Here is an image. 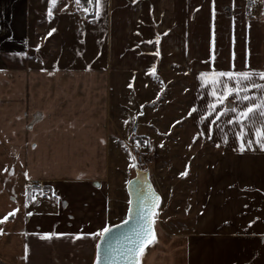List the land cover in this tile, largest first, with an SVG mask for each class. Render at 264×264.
<instances>
[{
  "label": "crops",
  "instance_id": "0c3cea01",
  "mask_svg": "<svg viewBox=\"0 0 264 264\" xmlns=\"http://www.w3.org/2000/svg\"><path fill=\"white\" fill-rule=\"evenodd\" d=\"M90 7L0 0V217L18 209L0 223V264H93L89 233L124 221L109 182L112 81L156 71L186 77L202 151L187 212L173 209L171 234L156 229L140 264H264V150L240 152L231 113H204L223 79L211 69L264 70V0H102L99 17Z\"/></svg>",
  "mask_w": 264,
  "mask_h": 264
},
{
  "label": "rangeland",
  "instance_id": "374dc122",
  "mask_svg": "<svg viewBox=\"0 0 264 264\" xmlns=\"http://www.w3.org/2000/svg\"><path fill=\"white\" fill-rule=\"evenodd\" d=\"M67 2L73 13H83L73 0ZM188 86L182 72L172 71L122 74L112 81L109 182L116 201L123 207L122 212L117 207V221L126 219L129 204L126 185L135 176L136 167L149 171L162 196L155 216L157 230L171 234L173 209L187 212L196 155L202 151V147L195 145L197 137L188 123ZM129 153L135 156V161L129 158Z\"/></svg>",
  "mask_w": 264,
  "mask_h": 264
},
{
  "label": "snow or ice",
  "instance_id": "6c2138e0",
  "mask_svg": "<svg viewBox=\"0 0 264 264\" xmlns=\"http://www.w3.org/2000/svg\"><path fill=\"white\" fill-rule=\"evenodd\" d=\"M51 5L56 4L57 0H49ZM77 8H82L83 13L87 14L92 11L93 4L95 5V16L99 17L101 14V4L102 0H73ZM215 0H213V5ZM67 7V4H65ZM213 12L215 8L213 7ZM49 15H52V8H49ZM51 31H55L52 29ZM51 31L49 35H51ZM38 47V46H37ZM158 54V53H157ZM214 77L223 78L220 80H213V84L218 83L220 87L212 92L214 101L206 106L204 109L205 115L216 112L217 118L220 114L228 115L231 113V116L228 120L229 124L236 123L239 127V131L236 133V138L239 140V151L243 152L246 149H252L253 144H258L261 150H264V123H261L259 127L256 126V119L259 118L260 121H264V70L251 69L245 66V70H235L234 67L229 70H210ZM208 72L199 73L200 77L208 76ZM260 81V82H257ZM256 89L260 91V95L256 93H251L249 90ZM234 97L235 99L241 102H247L243 106L237 108L232 106L230 103L226 105V98ZM217 105L220 106L217 110ZM193 111H197V108H193ZM134 122V121H133ZM248 122H253L252 130L250 134L256 137L255 141L251 138H245V127ZM124 123H128L125 121ZM211 131V128L208 129ZM145 144L148 141H144ZM140 142L137 141V146ZM129 158L135 161V156H132L129 153ZM135 166V164H133ZM3 169L0 171H6ZM184 173H181L183 175ZM27 176V173H24ZM130 183V182H129ZM42 194V193H41ZM32 200H36V197L33 196ZM159 197L153 192L150 196L144 198L142 206V215L140 217V223L137 230L134 231L132 237L126 238L128 247L123 251L118 253L121 255L125 264H139V253L145 249L146 245L153 243L156 239L155 228H154V218L157 211V204ZM131 203V202H130ZM18 209H13L7 215L0 217V223L8 220L10 216ZM131 212V209L129 210ZM31 215L32 213H26ZM131 219V216L129 217ZM251 223V222H250ZM3 232V229H0V233ZM111 232L110 227H103L99 230V233H89L98 239H106V234ZM41 235L42 238H51L52 236H62L63 233H52L45 232ZM98 247H100L98 245ZM96 264H101V256L97 253Z\"/></svg>",
  "mask_w": 264,
  "mask_h": 264
},
{
  "label": "water",
  "instance_id": "95a60500",
  "mask_svg": "<svg viewBox=\"0 0 264 264\" xmlns=\"http://www.w3.org/2000/svg\"><path fill=\"white\" fill-rule=\"evenodd\" d=\"M129 182L126 185V191L129 198L126 219L123 222L111 226V232L106 234V239L98 240L93 264H96L97 253L101 256V264H125L124 258L118 253L123 252L129 246L126 238L132 237L134 231L138 228L140 217L142 215L144 198L150 196L154 192L159 197L157 211L162 203V196L156 190L155 185L151 181L149 171L136 167L135 176L130 179ZM130 209L131 212L129 211ZM130 216L131 219H129ZM154 228L156 236L155 222ZM153 243L146 245L145 249L139 253V264L142 254ZM98 245L100 247H98Z\"/></svg>",
  "mask_w": 264,
  "mask_h": 264
},
{
  "label": "built area",
  "instance_id": "2783aa9c",
  "mask_svg": "<svg viewBox=\"0 0 264 264\" xmlns=\"http://www.w3.org/2000/svg\"><path fill=\"white\" fill-rule=\"evenodd\" d=\"M245 17L246 18H251V10L247 11V13L245 14ZM41 193H42L41 196L43 198L49 197L51 195L49 190H43Z\"/></svg>",
  "mask_w": 264,
  "mask_h": 264
},
{
  "label": "trees",
  "instance_id": "16d2710c",
  "mask_svg": "<svg viewBox=\"0 0 264 264\" xmlns=\"http://www.w3.org/2000/svg\"><path fill=\"white\" fill-rule=\"evenodd\" d=\"M141 169H143L142 167H140Z\"/></svg>",
  "mask_w": 264,
  "mask_h": 264
}]
</instances>
